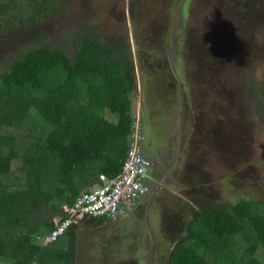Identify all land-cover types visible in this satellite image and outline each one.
I'll return each mask as SVG.
<instances>
[{
    "label": "trees",
    "instance_id": "obj_1",
    "mask_svg": "<svg viewBox=\"0 0 264 264\" xmlns=\"http://www.w3.org/2000/svg\"><path fill=\"white\" fill-rule=\"evenodd\" d=\"M67 1L0 0V33L13 29L16 19L34 36L0 66V262L77 264L73 227L49 246L43 238L56 227L53 217L91 193L101 176L121 173L135 131L138 75L129 37L102 32L87 21L63 45L43 42L37 26L59 17ZM137 1H129L134 23ZM135 39L142 74H148L156 52L165 59L160 63L168 62L161 52L169 31L154 42L156 52L146 50L137 31ZM211 60L217 61L213 53ZM253 77L242 78L239 104L250 105L264 128V82ZM219 122L225 131L228 122ZM197 146L193 150L204 158L206 177L219 181L214 162ZM202 186V193L189 196V207L166 212L160 230L170 251L158 250L167 255L162 264H264V201L239 196L225 203ZM85 219L95 226L107 221Z\"/></svg>",
    "mask_w": 264,
    "mask_h": 264
},
{
    "label": "rangeland",
    "instance_id": "obj_2",
    "mask_svg": "<svg viewBox=\"0 0 264 264\" xmlns=\"http://www.w3.org/2000/svg\"><path fill=\"white\" fill-rule=\"evenodd\" d=\"M128 1L130 0H68V7L60 12L59 17L51 15L37 27L46 37L43 42L49 44L52 41L56 44L63 42V45L68 40L69 33L76 31L87 21L101 27L102 32L130 37ZM137 2L139 20L132 23L134 34L137 31L146 50H154V42L165 31H171L174 24V19L171 18H175L179 5L176 0ZM185 12L187 16L179 21L176 30V38L182 44V53L176 49L172 58L184 84V104L187 111L192 112V121L197 120V126L191 134L193 143L188 153L194 159L201 157L198 156L199 151L191 152L196 142L208 153L205 159L214 162L213 174L217 177L225 176L222 185H216V189L222 192L213 186L212 191H208L211 197L222 198L225 203L235 201L239 196L264 201V128L257 116L249 110L250 105L239 104V99H244V89L240 87H244L241 82L244 76L254 75L253 79L264 82V0H187ZM13 20V29L0 33V45L4 43L0 46V66H6L8 53L17 51L28 37L33 36L20 29L18 20ZM33 38L34 36L31 39ZM211 53L216 56V62L211 60ZM160 55L156 52V57L150 61L160 63ZM167 68L168 66L161 67V75H165ZM142 77L145 79L146 76L142 74ZM168 81L175 84L172 79ZM138 87L140 89L139 82ZM152 87L160 90V96L167 93L164 79ZM149 88L150 84L144 82L143 89ZM176 89V85L169 89L172 91L167 93L171 96L169 101L162 97L156 98L160 106L171 113L170 119L175 110L174 99L177 96L173 90ZM142 111L139 97L136 117L141 120L144 119ZM155 115L157 118L163 117L162 114ZM220 120L228 122L223 135L224 141L220 137L223 144L227 141V145L224 144L227 146V154L218 152L216 147L212 148L204 141L207 139L211 143V130ZM216 144H219L218 140ZM163 150L160 153L165 152ZM207 168L210 172V168ZM231 174H234V178L229 183ZM177 196L182 194L178 193ZM180 198L186 200L183 196ZM56 217L53 218L55 222L58 219ZM88 228L90 227L85 226L78 233L83 251L81 255L87 258V262L78 264H162L166 260L167 255H160L158 250L152 255L149 249L146 255L149 248L146 241L150 239V235L145 230L144 223L106 224L89 234ZM151 233L157 236L159 243L166 244L170 251L167 240H162L163 235L157 221L154 228L151 224ZM62 245L58 246L65 249Z\"/></svg>",
    "mask_w": 264,
    "mask_h": 264
},
{
    "label": "flooded vegetation",
    "instance_id": "obj_3",
    "mask_svg": "<svg viewBox=\"0 0 264 264\" xmlns=\"http://www.w3.org/2000/svg\"><path fill=\"white\" fill-rule=\"evenodd\" d=\"M176 1L180 8L183 0H176ZM185 5H184V10L177 21H176L177 14L175 18L173 17L171 18V20L174 19L173 21L174 24L172 26L171 31L169 30L170 31L169 34L170 37L168 39L169 42L168 44H165V47H163V51H165L166 53V58L168 62L149 63V72L148 74H146V77L144 79L145 84L146 83L150 84L149 90H144V98L142 104L143 107L142 113H144V119L141 120V118L140 119L138 118L140 122V137H141L139 143L140 150L144 159L148 162L147 181H146L147 193L144 196H142L140 203L137 205L135 210L129 216L131 217L130 219H132L137 215L146 216L148 220V223L146 224V228L149 231V235H150V239L147 240V244H149V248L147 252L149 251V249H151L152 255L155 254L157 250L160 251L163 248L164 249L167 248V245L164 244L163 242L159 243L157 236L151 233V224L153 228L155 227V223L153 222L157 221L159 224H162L165 214L168 210H169L168 213H172L174 212V209L177 208L179 205L182 208L183 207L187 208L188 205L186 200L183 198L177 197L171 200L169 199L159 200L158 195L160 196V193H166L165 188L172 187L175 189L182 190L181 192L184 198H186L187 200H191L192 197L189 198V196H193L197 192L202 193L201 190L202 188H204L202 185H205V188H207L208 191H212V187L214 186L216 189V185H222L221 182H223V179L225 178V176H221L219 181L218 180L213 181L212 178L211 179L207 178L205 174H208V172L204 169V165H202V163L204 162V160L202 159L204 158L194 159L193 157H191V154L188 153V150L193 143V141H191V134L194 128L197 126V120L193 122L192 112L187 111V107L184 104L185 95L183 96L182 94V90L184 91L183 86H181L176 79V75L178 76V74L175 75L173 72L174 69L175 72L177 73V66L173 58H171L170 60L168 56L171 52L173 55L176 49H179V51L182 53V44H180L176 38V30L177 27L179 26V21L187 16L185 12ZM150 7H151L150 9H152V6ZM168 20H170V17ZM173 31L175 32L173 38L174 43H173L172 51L170 52L171 50L170 42ZM164 66H168V68L165 70V75L163 74L161 75L162 72L161 67ZM155 67H159V68L153 69ZM168 75H173L174 77L173 80L175 84H172L170 81H168L166 77ZM162 79L166 80L167 93H171L172 91H169V89L173 85H177L176 86L177 89L173 90V92H176L177 97L176 99H174L175 110L172 114L171 119H170L171 113L167 110V108L160 106L159 101H156V98L158 97H162L165 100L169 101L171 96L167 95V93L160 96L161 95V93L159 92L160 90L154 89L152 87L162 82ZM181 111L184 112L183 116H181ZM146 112L147 115L145 114ZM136 113L137 110L135 112V115ZM149 114L151 115V120L153 122H156L158 126L156 125L153 126L152 128L149 127V122L147 120ZM155 114H157L158 116H161L162 114L163 117L157 118ZM181 121L184 122L183 127L182 126L180 127ZM143 123L144 125L147 126L146 128H144ZM182 144H185L186 146L185 147L186 152L183 158L180 159L175 158L176 151H174L172 157H168L166 155L168 151L172 150L174 147L176 149L178 145H182ZM209 145L211 146L210 142ZM211 147L214 148L213 145ZM163 149H165V152L160 153V151H164ZM216 149L218 152H221V150L223 149L227 151V146H221ZM207 155L208 153H206V156ZM235 174L239 175L238 173ZM195 175H197L198 178L197 177L194 178ZM230 177L231 178H228L229 183L233 182L234 174H231ZM209 180L211 181V184L209 183ZM180 190L178 191L180 192ZM217 191L222 192V190H217ZM176 203L178 205L174 207ZM151 217H155V220L150 221ZM153 236L155 239L153 238ZM146 261H148L147 258ZM119 264H124V263H119Z\"/></svg>",
    "mask_w": 264,
    "mask_h": 264
},
{
    "label": "built area",
    "instance_id": "obj_4",
    "mask_svg": "<svg viewBox=\"0 0 264 264\" xmlns=\"http://www.w3.org/2000/svg\"><path fill=\"white\" fill-rule=\"evenodd\" d=\"M140 122L136 119L121 173L108 178L101 176V184L82 196L71 208H65V218L43 238L45 246L57 243L74 226L79 217L102 218L116 223L131 213L147 193L148 162L140 150Z\"/></svg>",
    "mask_w": 264,
    "mask_h": 264
},
{
    "label": "crops",
    "instance_id": "obj_5",
    "mask_svg": "<svg viewBox=\"0 0 264 264\" xmlns=\"http://www.w3.org/2000/svg\"><path fill=\"white\" fill-rule=\"evenodd\" d=\"M135 100V99H134ZM135 102V104H136V106H135V104H134V106H135V111H136V109H137V103H136V101H134ZM147 120H148V122H149V127L150 128H152L153 126H156L157 125V123L156 122H153L152 120H151V115L149 114L148 115V118H147ZM143 126H144V128H146L147 126L146 125H144V123H143ZM158 126V125H157ZM142 129H143V127H142ZM204 141L207 143V144H209V142L207 141V139H204ZM211 146H212V143H211ZM199 148H201V146H198ZM202 149V148H201ZM191 150V148H189V151ZM203 150V149H202ZM174 151H176V156H175V158H183L184 156H185V152H186V150H185V144H182V145H178L177 147H176V149H175V147L172 149V150H170V151H168L167 153H166V155L168 156V157H172L173 156V154H174ZM201 151V150H200ZM191 152H195L194 150L193 151H191ZM182 169V168H181ZM184 171V170H183ZM165 190H166V193H160V196L158 195V198H159V200L160 199H162V200H167V199H169V200H171V199H174V198H177L178 196H177V194L178 193H181L182 194V190H180V189H175V188H172V187H169V188H165ZM178 190H180V192L178 191ZM183 196V195H182ZM182 196H180V197H182ZM184 197V196H183ZM188 201L189 200H187L186 199V202H187V204H189L188 203ZM190 205V204H189ZM67 208V207H66ZM135 210V209H134ZM133 210V211H134ZM132 211V212H133ZM64 212H65V208H64ZM131 212V213H132ZM131 213H129L127 216H124V217H122V218H120L119 220H118V222H116V224L118 223H120V224H123V223H130V224H132V225H134V224H138L139 222L140 223H144V228H145V230L149 233V231L147 230V228H146V224L148 223V220H147V218H146V216H144V215H137V216H135V217H133L132 219H130L131 217L129 216ZM56 216H54L53 218H55ZM65 218V214L63 215V216H58V217H56V218ZM58 219H57V221L56 222H54L55 223V225L59 222L58 221ZM155 220V217H151L150 218V221H154ZM89 219L87 220V219H81V218H78V220H77V222H75V224H74V226H73V229L75 230V234H77V241H76V249H77V255H76V262H77V264L79 263V262H87V258L85 257V255H81L82 254V245L79 243V236L80 235H78V233H79V231L80 230H82V229H85V226H89L90 228H88L87 229V233L89 234V233H94V232H96V230L98 229V228H100V227H102V226H104V225H106V224H113V222L112 223H106V224H103V225H101V226H95V225H93V224H90L89 223ZM121 222H123V223H121ZM156 223V222H155ZM110 227L111 228H113V226H111L110 225ZM141 228H143V227H141ZM106 229H108V228H106ZM121 229V228H120ZM88 230H90V231H88ZM112 233H113V231H112ZM111 233V234H112ZM146 243H147V241H146ZM147 254V253H146ZM8 262H10V261H7V260H1V262H0V264H11V263H8Z\"/></svg>",
    "mask_w": 264,
    "mask_h": 264
},
{
    "label": "water",
    "instance_id": "obj_6",
    "mask_svg": "<svg viewBox=\"0 0 264 264\" xmlns=\"http://www.w3.org/2000/svg\"><path fill=\"white\" fill-rule=\"evenodd\" d=\"M185 2H186V0H183L182 1V4H181V7L179 8V10H178V13H177V19H176V21L178 20V18L181 16V13L183 12V10H184V5H185ZM128 17H129V21H130V27H129V33H130V41H131V43H132V46H133V51H134V56H135V63H136V70H137V75H138V82H139V84H140V89L138 90V92H137V94H138V96L141 98V102H142V104H143V98H144V89H143V83H144V79H143V77H142V72H141V70H140V62H139V60H138V57H137V51H138V47H137V45H136V39H135V34H134V29H133V21H132V18H131V14H130V7H129V1H128ZM174 34H175V32L173 31V34H172V38H171V42H170V52L172 51V48H173V43H174ZM169 56V59L171 60V58H172V52L168 55ZM173 72H174V74L176 75L177 73L175 72V70L173 69ZM176 79H177V81L180 83V85L181 86H183V89H184V84H183V82L178 78V76L176 75ZM182 94H183V96L185 95V90L183 91L182 90ZM185 97V96H184ZM183 110V109H182ZM184 111V110H183ZM183 111H181V116H183ZM183 127L184 126V122H182L181 121V125H180V127ZM220 129H222V124L218 121L216 124H215V126L213 127V129L211 130V134H210V140H211V143H212V145L214 146V147H216V148H219V147H221V146H224V144H226L227 145V141L226 142H224V144H223V142H221V140H220V137L222 136V139H223V141H224V138H223V135H224V131L223 130H220ZM216 140H218L219 141V144H216ZM79 218H81V219H84V217H79ZM62 220V218L60 217L59 219H58V221H61Z\"/></svg>",
    "mask_w": 264,
    "mask_h": 264
},
{
    "label": "clouds",
    "instance_id": "obj_7",
    "mask_svg": "<svg viewBox=\"0 0 264 264\" xmlns=\"http://www.w3.org/2000/svg\"><path fill=\"white\" fill-rule=\"evenodd\" d=\"M138 90H139V87H138ZM137 100H135L136 101V103H137V105H138V102H139V96H138V94H137ZM137 110V109H136ZM136 112V111H135ZM135 118L138 120V118L136 117V115H135ZM62 219H64V218H62ZM62 221V220H61ZM60 222V221H59ZM58 222V223H59ZM57 225V224H56ZM149 252V251H148ZM148 252H147V254H148Z\"/></svg>",
    "mask_w": 264,
    "mask_h": 264
}]
</instances>
